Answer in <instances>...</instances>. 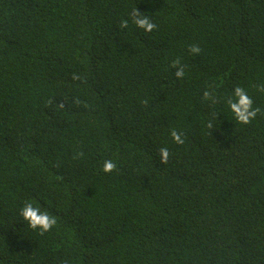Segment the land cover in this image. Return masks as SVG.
Wrapping results in <instances>:
<instances>
[{"label":"trees","instance_id":"obj_1","mask_svg":"<svg viewBox=\"0 0 264 264\" xmlns=\"http://www.w3.org/2000/svg\"><path fill=\"white\" fill-rule=\"evenodd\" d=\"M261 87L264 0H0V264H264Z\"/></svg>","mask_w":264,"mask_h":264},{"label":"clouds","instance_id":"obj_2","mask_svg":"<svg viewBox=\"0 0 264 264\" xmlns=\"http://www.w3.org/2000/svg\"><path fill=\"white\" fill-rule=\"evenodd\" d=\"M132 18L135 25L139 28L144 29L146 32L152 31L156 28V25L150 21V19L147 16H142L139 11L136 9L132 12ZM128 21L123 20L120 24V27L127 28ZM189 51H191L194 54H199L201 49L198 45H190ZM179 65V60L173 61V67H176ZM175 76L177 78H180L184 75V69L183 66L177 67V70L175 71ZM74 78H77L74 76ZM261 91H264V87L260 88ZM204 98L205 99H212L213 103H216V100L212 98L211 93L208 91L204 92ZM234 99L230 98L228 99L227 103L230 108V110L234 113L235 118L237 121L248 124L254 119L257 115V113L260 112V108L256 107L253 108V101L251 97L247 94L246 90L237 86L234 89L233 92ZM79 101H77L78 103ZM60 107H63V104L59 105ZM209 128L212 127L211 123L208 125ZM170 135L172 136V139L175 143L183 144L184 140L180 133L173 130ZM79 155H82V153H79ZM169 158V150L166 147L159 149V160L160 163L166 164ZM116 165L111 160H105L102 169L105 172H111L115 169ZM20 215L23 217L24 220L28 222V225L32 229H39L40 233L43 234L44 232L49 231L54 225H56L57 220L55 216H50L48 212L44 211L41 212L38 207H34L32 203H26L22 209L20 210ZM66 264V262H64Z\"/></svg>","mask_w":264,"mask_h":264}]
</instances>
